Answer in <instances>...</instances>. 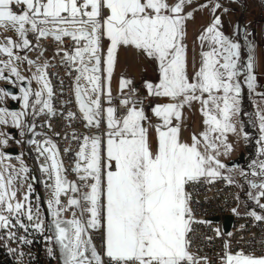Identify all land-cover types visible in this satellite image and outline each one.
<instances>
[{"label": "snow or ice", "instance_id": "obj_1", "mask_svg": "<svg viewBox=\"0 0 264 264\" xmlns=\"http://www.w3.org/2000/svg\"><path fill=\"white\" fill-rule=\"evenodd\" d=\"M193 5L194 0H0V31L14 33L0 40V81L19 91L0 88V102H21L19 111L0 107V126L18 129L36 153L50 216L43 217L39 195L32 202L35 189L28 181L37 178L29 177L24 159L16 157L19 167L5 163L10 157L0 150V241L31 245L28 237L38 233L59 264H210L191 250L193 225L211 222L195 219L189 189L218 180L237 183L235 165L222 157L233 151L229 134H237L234 118L242 115L241 80L255 92L257 75L254 32L234 23L226 34L222 16L235 9L223 0ZM204 9L210 19L191 42L199 47V59L190 70L187 26ZM121 50L152 62L154 79L137 84L123 73L116 77ZM65 78L71 97L58 99ZM186 110L199 113L201 130L183 140ZM256 117L258 158L239 176L260 210L246 215L264 223V112ZM53 119L63 121V131L53 128ZM240 133L249 139L243 126ZM10 138L0 132V148ZM18 183L27 184L20 199ZM8 251L24 256L17 248ZM219 260L264 264V254L233 251L225 242Z\"/></svg>", "mask_w": 264, "mask_h": 264}, {"label": "rangeland", "instance_id": "obj_2", "mask_svg": "<svg viewBox=\"0 0 264 264\" xmlns=\"http://www.w3.org/2000/svg\"><path fill=\"white\" fill-rule=\"evenodd\" d=\"M204 2L205 0H194L193 6L196 7ZM223 3L226 6H229L230 9H235V11H230L228 14L222 16V19L225 21L226 34L231 32L234 23H239L242 28L246 26L248 31L254 32V36L251 38V40H254V52L252 54L254 55V59L256 61L255 74L257 75V88L255 92H251L247 89V85L243 83V80H241L242 115L234 118V122L237 127V134H229V142L233 144V151L230 153V155L222 157L224 162L228 163L231 160L237 158L240 153L243 152L245 155V160H247L248 162V167L252 160L258 158V152L260 148V145L256 143L259 137V122L257 120L256 113L258 110L264 112V96L260 95L261 93H264V59H262L261 57V54L264 53V19L260 17V15L264 16V3H262L261 0H235V3H232L231 5H229L228 0H223ZM209 19L210 15L207 9H204L203 11H197L195 13V20L189 23L187 26L190 49V70L191 61H193L194 59L198 61L199 59V47L198 45L194 47L191 42L194 39L195 35L201 30L202 26L206 25L209 22ZM0 40H2L1 37ZM240 42L242 44V62L246 63L249 52L247 47L243 43L242 33ZM21 72L26 76L29 75V73L24 70L23 66H21ZM121 73L125 74L128 77L134 78L137 84L141 83L143 80L154 79L156 75L152 62H150L143 56H138L134 51L131 50H129L128 52H124L123 50H121L120 52V60L116 68V76L118 77ZM113 81L116 83L117 79H113ZM17 95H19V92ZM11 100V97H6L3 102H0V107H8V102ZM19 110H21V102L19 103L18 110L15 111ZM185 117L186 119L184 122V128L182 129V138L184 140H188L190 134H192L193 132L198 133L201 130V117L199 113L193 110L185 111ZM241 121H243V125L241 124ZM242 126L243 130L249 134L248 140H245L240 133V129ZM9 129L14 128H11L10 126H0V132L11 137L9 139L7 147L0 148V150L4 151L10 147L18 148L19 154L16 157L20 156L24 159L25 164L30 170L29 177L35 176L37 178V181L35 182L31 179H29L28 181V183H33V187L35 189L36 185L39 186L38 171H36L32 167L33 163L31 158L29 157L26 145L20 142L18 143L17 140V142L14 141L12 134L8 133ZM15 130L18 132L17 136L19 137V130ZM6 156L8 155L6 154ZM14 165H16V167H19L17 159ZM233 172L239 175L238 170L233 169L231 174ZM234 185L237 186L238 191L241 193V203H243L244 205L248 204L249 207H251L250 211L253 210L255 208V205L248 200V197L245 194L248 189L246 187H241V185L244 184L236 183ZM17 188L19 189L17 198L20 199L27 189V184L25 183L21 187V185L18 183ZM34 193L35 191L33 192V194ZM261 202L264 203V200H262ZM44 207L47 213V205L45 204ZM256 209L258 208H255V210ZM48 246L49 245L45 246L46 250ZM54 264H57V259H55Z\"/></svg>", "mask_w": 264, "mask_h": 264}, {"label": "built area", "instance_id": "obj_3", "mask_svg": "<svg viewBox=\"0 0 264 264\" xmlns=\"http://www.w3.org/2000/svg\"><path fill=\"white\" fill-rule=\"evenodd\" d=\"M260 17L264 19L263 15H260ZM54 47V45L49 47V53L53 51ZM50 71H56V69H50ZM60 75H64L63 71L60 72ZM53 83L54 86L58 88L55 79L53 80ZM4 85H6V82L0 81V87H3ZM68 85L69 81L65 78L63 96H59L58 93V99H69L71 97V90ZM56 106L59 108V103H57ZM69 107H71V105H69ZM62 123L63 121L59 119L52 120L53 128L56 131L64 130L61 127ZM25 139V137L17 136V139H14V141L17 140L21 141L20 143H23L22 141ZM54 139L58 140L62 148L67 146L59 138L54 137ZM26 148L32 163L37 168L36 171H38V188L41 194V200L45 206L49 197V192L42 183L44 176L39 171V164L35 159L36 153L31 150L30 146L26 145ZM8 157H10V160L5 161V163H16L15 156ZM64 159L66 166L70 165L68 158L65 157ZM189 191L192 193V208L195 214V219L211 222L210 226L200 224L193 225L195 229L192 234L193 244L191 250L193 252H198L200 256L207 257L210 264H219V257L224 251L225 242L229 243L230 248L233 251L243 249L248 254H264V223L255 222L251 217L246 215V212L239 210L241 193L238 191L236 185H228L227 182L218 180L214 184L196 185L194 188H190ZM237 196L240 197L239 200L236 199ZM233 208L237 209V212L239 213L238 215L233 213ZM228 215H231L232 219L230 221L229 230L226 232L224 225L225 217ZM214 217H217V221H212V218ZM217 229H219L221 233L219 236L216 234ZM228 233H231L232 235L229 236ZM207 237H211V239L209 240Z\"/></svg>", "mask_w": 264, "mask_h": 264}, {"label": "trees", "instance_id": "obj_4", "mask_svg": "<svg viewBox=\"0 0 264 264\" xmlns=\"http://www.w3.org/2000/svg\"><path fill=\"white\" fill-rule=\"evenodd\" d=\"M37 186V185H36ZM35 186V193L32 195L31 199L36 205L37 188ZM34 196V198H33ZM41 212L45 218L43 210L46 211L45 207L42 208L41 202L39 201ZM46 219V218H45ZM47 221V220H46ZM20 234H23L22 232ZM33 239V244L31 245H17V243L5 244L4 241H0V264H54L55 259L51 258L47 254L45 246L47 245L38 233H33L28 237ZM17 248L18 251H23L24 256L21 258L18 255H14L8 251V248Z\"/></svg>", "mask_w": 264, "mask_h": 264}, {"label": "water", "instance_id": "obj_5", "mask_svg": "<svg viewBox=\"0 0 264 264\" xmlns=\"http://www.w3.org/2000/svg\"><path fill=\"white\" fill-rule=\"evenodd\" d=\"M5 87H9L10 88V91L13 94H15V95H17L18 92H19L18 91V88L15 87V86H8L6 84V85L3 86V88H5ZM19 103L20 102L18 100L17 101H14V100L9 101L8 102V108H9V110H18ZM8 133L9 134H12V136H13L14 139H17L18 132L15 129H9L8 130ZM4 152H5V154L10 155V156H17L19 154V150H18L17 147L7 148L6 150H4ZM245 161H246L245 160V155H244L243 152H241L240 155L237 158L231 160L230 162H228V164L235 165V168H237L239 165L245 164ZM36 188H37V195H39V197H40L41 206H42V208H44V205H43V202L41 200V194H40V191H39L38 186H36ZM43 212H44L45 218L47 220V213H46L45 210H43ZM231 219H232V216L231 215H228V216L225 217V225H224V228H225V231L226 232L229 230V225H230ZM212 221H217V217L212 218Z\"/></svg>", "mask_w": 264, "mask_h": 264}, {"label": "crops", "instance_id": "obj_6", "mask_svg": "<svg viewBox=\"0 0 264 264\" xmlns=\"http://www.w3.org/2000/svg\"><path fill=\"white\" fill-rule=\"evenodd\" d=\"M5 36H14V33L12 32H8V33H5L3 31H0V37L1 39L3 40ZM117 77V76H116ZM116 77H114V79H116ZM33 86H35L33 84ZM112 88H113V95H116L117 92H116V89H117V82L115 83L114 81L112 82ZM187 111V110H186ZM182 138V137H181ZM183 139V138H182ZM184 140V139H183ZM186 140V139H185ZM32 167L33 169H37L36 166L34 164H32ZM241 199H242V196H241ZM251 207H249V205H244L243 203L240 202V206H239V210L240 211H243V212H248L250 211ZM258 212L260 211L259 209H256ZM50 216L48 217V212H47V220H49ZM57 264H59V261L57 260ZM219 264H220V261H219Z\"/></svg>", "mask_w": 264, "mask_h": 264}, {"label": "flooded vegetation", "instance_id": "obj_7", "mask_svg": "<svg viewBox=\"0 0 264 264\" xmlns=\"http://www.w3.org/2000/svg\"><path fill=\"white\" fill-rule=\"evenodd\" d=\"M247 164H248V162L246 160L245 164L239 165L237 168H234V170H238L239 171V169H241V168H245L246 169L247 168ZM231 175L237 181V184H245L244 181L240 178V176L237 173L233 172Z\"/></svg>", "mask_w": 264, "mask_h": 264}]
</instances>
